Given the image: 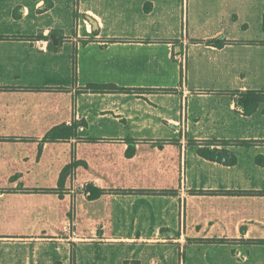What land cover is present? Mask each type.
I'll return each instance as SVG.
<instances>
[{
	"label": "crops",
	"instance_id": "crops-1",
	"mask_svg": "<svg viewBox=\"0 0 264 264\" xmlns=\"http://www.w3.org/2000/svg\"><path fill=\"white\" fill-rule=\"evenodd\" d=\"M49 1L0 0V156L39 151L59 171L82 162L71 175L85 178L37 187L51 188V210L11 203L0 219L87 225L0 227V264H264V104L247 114L239 103L264 91V11L253 0ZM75 122L86 124L77 138L41 144ZM207 141H227L236 163L198 156L190 143Z\"/></svg>",
	"mask_w": 264,
	"mask_h": 264
},
{
	"label": "rangeland",
	"instance_id": "rangeland-1",
	"mask_svg": "<svg viewBox=\"0 0 264 264\" xmlns=\"http://www.w3.org/2000/svg\"><path fill=\"white\" fill-rule=\"evenodd\" d=\"M255 2V9L257 12L264 11V0H253ZM263 18V19H262ZM261 18V27L264 29V16ZM32 151V150H31ZM36 150H33V155ZM37 156H28L27 150H17L15 155L0 156V193L3 196L0 197V210H3V206L11 205L14 203L17 205V211L28 210V206L36 208L43 205V202H47L48 210L54 207V196L46 194L47 189L51 188H37L54 186L58 184L60 174L62 172L55 169V166L50 164V158L40 155L37 151ZM50 153V152H49ZM85 177L68 176L66 179H81ZM57 182V184H56ZM58 186V185H57ZM69 190V189H68ZM72 190V188H70ZM53 214L48 213V218H43L39 214H16V219L1 218L0 227L12 228H62L64 233H71L69 230L79 227L83 223V226L87 225V221H76L67 219H55ZM31 217H36L32 219ZM72 237V236H71Z\"/></svg>",
	"mask_w": 264,
	"mask_h": 264
},
{
	"label": "trees",
	"instance_id": "trees-1",
	"mask_svg": "<svg viewBox=\"0 0 264 264\" xmlns=\"http://www.w3.org/2000/svg\"><path fill=\"white\" fill-rule=\"evenodd\" d=\"M47 8L50 7L51 3L49 0H44ZM151 5L149 3L145 4L144 11L149 12ZM209 44L215 46L216 48L224 47L228 42L223 39H214L208 42ZM85 92L105 94V93H115V92H128L129 90L121 89L115 85H99V84H88L83 89ZM239 103L244 109V112L247 114L255 112L259 105L264 104V91L255 92L249 91L241 94ZM84 122H75L71 125H60L54 127L49 132L46 133L44 138L41 141L42 143H55V142H65L67 140L77 138V130L80 127H85ZM191 147L195 149V152L198 156L209 160L211 162H216L223 164L225 166H233L236 163L235 156L228 151L225 146L228 144L227 141H207L205 143H196L191 142ZM222 145L223 148L218 149L216 146ZM241 145H247L248 142H240ZM84 165L82 162H74L67 165L61 172L60 178L58 181L59 187H62L64 181L68 176L71 175L72 170L77 167ZM215 193V192H210ZM216 193L221 194H236L238 192H226L220 191ZM220 242H223L222 240ZM254 243L264 244V241H254Z\"/></svg>",
	"mask_w": 264,
	"mask_h": 264
},
{
	"label": "water",
	"instance_id": "water-1",
	"mask_svg": "<svg viewBox=\"0 0 264 264\" xmlns=\"http://www.w3.org/2000/svg\"><path fill=\"white\" fill-rule=\"evenodd\" d=\"M93 27H95V25H93Z\"/></svg>",
	"mask_w": 264,
	"mask_h": 264
}]
</instances>
